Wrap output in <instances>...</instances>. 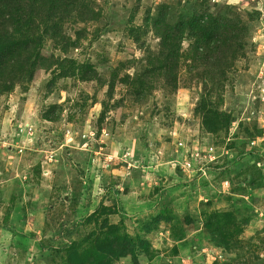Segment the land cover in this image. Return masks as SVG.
Masks as SVG:
<instances>
[{
	"label": "rangeland",
	"instance_id": "obj_1",
	"mask_svg": "<svg viewBox=\"0 0 264 264\" xmlns=\"http://www.w3.org/2000/svg\"><path fill=\"white\" fill-rule=\"evenodd\" d=\"M0 264H264V0H0Z\"/></svg>",
	"mask_w": 264,
	"mask_h": 264
},
{
	"label": "built area",
	"instance_id": "obj_2",
	"mask_svg": "<svg viewBox=\"0 0 264 264\" xmlns=\"http://www.w3.org/2000/svg\"><path fill=\"white\" fill-rule=\"evenodd\" d=\"M180 145H181V143L178 144V146H180ZM209 151H210V150H209ZM196 155H197V154H196ZM209 157H210V160H213V159H215L216 156H209ZM185 160H186V158H185ZM185 160H184L183 162H184L185 164H188L187 161H185ZM175 163H176V162H175Z\"/></svg>",
	"mask_w": 264,
	"mask_h": 264
}]
</instances>
